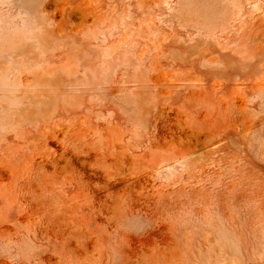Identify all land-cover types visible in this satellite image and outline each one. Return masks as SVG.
I'll return each instance as SVG.
<instances>
[{"label":"rangeland","instance_id":"obj_1","mask_svg":"<svg viewBox=\"0 0 264 264\" xmlns=\"http://www.w3.org/2000/svg\"><path fill=\"white\" fill-rule=\"evenodd\" d=\"M0 264H264V0H0Z\"/></svg>","mask_w":264,"mask_h":264}]
</instances>
